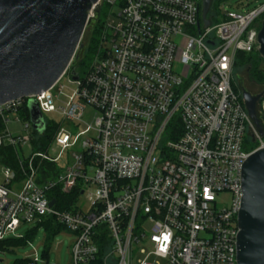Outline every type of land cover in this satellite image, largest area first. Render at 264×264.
Listing matches in <instances>:
<instances>
[{
    "label": "built area",
    "instance_id": "1",
    "mask_svg": "<svg viewBox=\"0 0 264 264\" xmlns=\"http://www.w3.org/2000/svg\"><path fill=\"white\" fill-rule=\"evenodd\" d=\"M101 3L110 11L90 71L75 80L68 69L30 97L46 125L61 118L46 150H35L29 98L0 106V148L19 162L0 167V242L21 223L54 220L76 238L71 264H237L243 166L264 138L233 88V66L259 50L264 4L223 9L205 26L201 0ZM10 121L27 135L13 136ZM61 195L74 197L68 209Z\"/></svg>",
    "mask_w": 264,
    "mask_h": 264
},
{
    "label": "water",
    "instance_id": "2",
    "mask_svg": "<svg viewBox=\"0 0 264 264\" xmlns=\"http://www.w3.org/2000/svg\"><path fill=\"white\" fill-rule=\"evenodd\" d=\"M101 0H0V106L29 98L34 131L46 122L31 96L48 91L68 71L85 29ZM212 0H202V20L210 25ZM264 61V21L258 34ZM71 75L76 80L75 71ZM264 94L242 92L248 114L263 137L258 104ZM255 142V134H251ZM54 202L50 203L52 206ZM237 264H264V148L244 162L238 216Z\"/></svg>",
    "mask_w": 264,
    "mask_h": 264
},
{
    "label": "rangeland",
    "instance_id": "3",
    "mask_svg": "<svg viewBox=\"0 0 264 264\" xmlns=\"http://www.w3.org/2000/svg\"><path fill=\"white\" fill-rule=\"evenodd\" d=\"M202 1V0H201ZM264 4V0H212L210 12L208 14V19L214 24H219L224 19V13L222 10L226 11H241L247 12L254 9L260 8ZM110 8L101 3L100 6L93 12V17L90 20V23L85 29L84 35L82 37L80 47L78 48L74 59L69 67L70 71H76L80 75H84L90 71L94 60L97 56L98 44L97 47L93 50L91 54H88L90 48V39L92 36H96L99 41L102 34V26L106 20L107 15L109 14ZM101 19V21H100ZM264 21V14L257 21L258 24ZM261 29V28H260ZM97 33L95 34V32ZM241 54V53H240ZM88 55V58L85 60L84 64H80L81 61ZM244 58L241 60L238 57L235 60L233 66V88L235 92L242 98V92L246 91L253 95L264 94V84L257 82L254 79V63L258 66V70L264 73V61L261 58L259 52H254L252 54H242ZM252 62H248V61ZM66 88L60 98L61 101H66L71 95L72 87L67 83ZM64 84V85H65ZM261 103L258 104L259 118L261 119V126L264 132V115L261 114L260 109ZM94 112L92 110H87L84 120L87 124L92 122ZM47 118L55 124H59L61 118L56 115H49ZM85 125L79 127V131L83 130ZM8 131L13 136H26L27 133L24 130L22 122L10 121L7 125ZM57 130V129H56ZM56 133V131H55ZM54 133V135H55ZM51 138V141L54 137ZM250 140V139H249ZM245 143L246 147L253 148L256 144L252 141ZM24 152L27 153V148L24 146ZM69 158V155L66 153L64 159ZM59 166L65 168L63 160L59 162ZM3 171L0 169V180L2 179ZM81 202L84 203L81 198ZM221 204L228 205L229 196L224 195L220 200ZM36 223H21L19 228L14 232L9 233L6 236V240H20L24 238L27 232H31L30 240L25 243H19L15 246L9 248V251L5 254H0V264H12L17 259L28 258L31 259L35 264H71L72 262V247L76 240L75 236L68 232L67 230H62L58 234L49 235L44 226H39L35 230ZM33 230V231H31ZM46 244H49V248L46 249ZM142 256H138L136 260L141 259ZM136 264V262H135Z\"/></svg>",
    "mask_w": 264,
    "mask_h": 264
},
{
    "label": "trees",
    "instance_id": "4",
    "mask_svg": "<svg viewBox=\"0 0 264 264\" xmlns=\"http://www.w3.org/2000/svg\"><path fill=\"white\" fill-rule=\"evenodd\" d=\"M210 12V11H209ZM101 21V19H100ZM97 33V31L95 32V34ZM90 48L88 51V54H91L93 52V50L97 47V44L99 42V39L96 36H92V38L90 39ZM237 57L239 59H243L244 55L242 54H238ZM88 58V55L85 56V58L81 61V65L84 64L85 60ZM248 62H252V60L248 61ZM254 66V71H253V76L254 79L261 83L264 84V73H262L261 71L258 70V66L256 63L253 64ZM264 99V97H263ZM259 111H258V117H259ZM260 119V118H259ZM261 120V119H260ZM47 128H46V132L38 137V142L35 145V150L36 151H45L46 148L48 147V145L51 142V138L54 135L56 129L58 128V125L55 123H47ZM4 129V125L2 124V121L0 119V132H2V130ZM264 138V136H263ZM1 166H5L8 168H11L13 170H18L19 169V162L18 159L16 157V153L13 150L12 147L8 146V145H3L0 148V167ZM45 169H47L48 171H52L54 168V165L52 164H46V166H44ZM60 199V205H59V209L63 210V209H68L67 207H69L72 204V201L74 199L73 196H59ZM39 226H44V228L46 229V231L48 232L49 235H55L58 234L59 232H61L62 230H65V228H63L61 225H59L58 223H56L54 220H46L44 222H42L41 224H38L35 226L34 230L39 227ZM33 231V230H31ZM31 237V232H27L26 236L20 240H6L4 239L2 242H0V254H5L9 251V248L12 246H15L19 243H25L28 240H30ZM49 248V244H46V249ZM12 264H35L31 259L28 258H24V259H17L15 260Z\"/></svg>",
    "mask_w": 264,
    "mask_h": 264
}]
</instances>
